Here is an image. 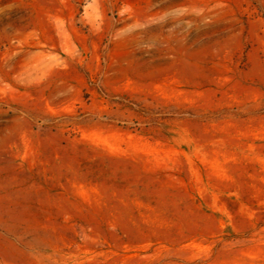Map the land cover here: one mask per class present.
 I'll return each instance as SVG.
<instances>
[{"label":"rangeland","instance_id":"rangeland-1","mask_svg":"<svg viewBox=\"0 0 264 264\" xmlns=\"http://www.w3.org/2000/svg\"><path fill=\"white\" fill-rule=\"evenodd\" d=\"M0 264H264V0H0Z\"/></svg>","mask_w":264,"mask_h":264}]
</instances>
